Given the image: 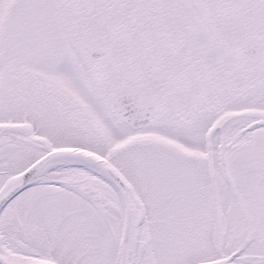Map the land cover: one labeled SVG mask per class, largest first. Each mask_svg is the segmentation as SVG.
Instances as JSON below:
<instances>
[{"label":"snow or ice","instance_id":"6c2138e0","mask_svg":"<svg viewBox=\"0 0 264 264\" xmlns=\"http://www.w3.org/2000/svg\"><path fill=\"white\" fill-rule=\"evenodd\" d=\"M0 264H264V0H0Z\"/></svg>","mask_w":264,"mask_h":264}]
</instances>
